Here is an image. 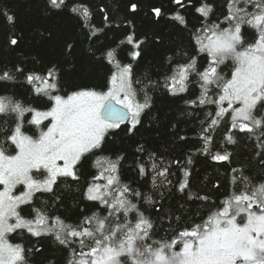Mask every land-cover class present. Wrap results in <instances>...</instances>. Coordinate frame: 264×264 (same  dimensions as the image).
Wrapping results in <instances>:
<instances>
[{"label":"snow or ice","instance_id":"snow-or-ice-1","mask_svg":"<svg viewBox=\"0 0 264 264\" xmlns=\"http://www.w3.org/2000/svg\"><path fill=\"white\" fill-rule=\"evenodd\" d=\"M171 3L176 6L172 18L187 28L181 10L189 6L191 0H171ZM46 6L55 15L67 7V2L46 0ZM136 8V4L131 5V11ZM212 8L207 0H202L195 11L206 20ZM68 11L79 20H89L88 24L81 25L88 29L86 37L100 39L103 29L91 24L92 12L86 5H73ZM162 12L160 7L152 9L157 19ZM0 14L14 27V15ZM109 19L105 14L104 21ZM221 24L227 26L221 27ZM245 26L254 30L252 42H246L242 35ZM163 39L157 34L152 39L153 46L162 44ZM8 42L18 46L20 39L13 33ZM144 43L130 32L116 47L104 45L97 49L101 56L95 62L104 64L106 61L112 65L108 83L101 86L106 90L78 88L66 95L59 94L64 77L69 74L65 65H70L73 73L86 71L72 64L75 48L70 43H66L61 52L62 63L49 61L39 70H25L17 65L0 68V83L23 77L27 85L32 86L30 91L35 96L47 97L51 102L48 110L41 112L24 107L6 90H0V115L14 124L8 130L10 134L4 133V141L0 143V264H29L25 247L13 244L7 238L17 230H26L34 237L53 235L60 245L71 248L72 259L68 264H237L238 260L243 264H264V183L250 186L243 171L233 168L232 172L236 174L232 177L233 183L239 181L243 185L239 194L234 192L226 197L207 220L179 232L178 238L171 242L154 241L151 240L154 226L138 207L142 193L121 182L120 169L125 156L116 154L113 159L103 155L109 131L118 129L127 118L130 120L128 131L132 133L140 124L141 113L151 107L147 92H143V102L137 97L132 64H122L118 59L119 46L125 44L132 46L129 53L132 60L142 59ZM188 45L195 54L189 56L182 52L183 63L170 59V75L165 77L162 85L157 82L154 86H162L175 96L187 92L192 78H197L200 95L186 103L216 106L214 113L207 114V126L202 123L199 137L202 147L199 150L205 155L212 151L211 131L224 121L225 143L237 144L234 132L254 139L255 155L264 165V0H227V14L222 21L192 29ZM200 54H205L206 64L198 66ZM229 59L234 69L230 79H225L219 69ZM148 83L153 82L149 80ZM213 88L216 89L215 99L209 95ZM237 104L239 107H235ZM30 111L35 113L31 123L36 125L51 118L50 126L35 139L22 132L24 114ZM8 142L17 149L14 155L7 154ZM216 147L219 151L212 154L211 159L230 161L233 154L222 145ZM137 153L147 156L146 161L135 162L139 177L150 176L153 185L158 178H164L162 183L171 184L167 179L169 168L163 165L160 156L147 152L143 146L137 148ZM91 156L96 157L92 166L98 171L91 175L83 196L103 205V216L82 214L72 225L66 224L59 215H49L47 208L42 211L32 207L36 193H53L58 178L70 177L79 181L78 169L82 161ZM173 163L179 167V161ZM34 171L43 179H34ZM184 175L190 173L184 171ZM18 185L24 186L25 190L14 194ZM178 185L180 192L188 188L187 182H178ZM54 199L59 201L60 197L54 196ZM147 199L151 202L150 196ZM23 205L31 207V218L21 215ZM237 218L241 222L238 223ZM178 243L182 247L174 251ZM73 245H78L79 251Z\"/></svg>","mask_w":264,"mask_h":264},{"label":"trees","instance_id":"trees-1","mask_svg":"<svg viewBox=\"0 0 264 264\" xmlns=\"http://www.w3.org/2000/svg\"><path fill=\"white\" fill-rule=\"evenodd\" d=\"M66 2L67 7L54 15L52 11L47 10L46 0H0V13L7 12L8 15L15 16L13 27L6 22L4 15L0 14V68L17 65L25 70H39L49 61L62 63L61 52L65 44L70 43L75 48L72 64L86 71L82 74L73 73L71 66L65 65V71L69 74L64 77L59 94L66 95L78 88L106 90L101 86L108 83L112 65L106 61L104 64L95 62L101 56L97 49L104 45L116 47L130 32L145 41L142 45L145 49L142 59L132 60L129 55L132 46L126 44L119 46L121 51L118 59L122 64H132L133 87L137 90V97L143 102V92H147L151 98V107L141 113L140 124L132 133L128 131L130 121L121 123L118 129L110 130L105 137L103 155L113 159L116 154L125 156L120 169V179L122 183L130 184L142 193L138 207L154 226L151 240L171 242L178 238L179 232L207 220L209 215L219 209L221 201L226 197L234 192L239 194L243 185L239 181L233 183L232 177L236 175L232 172L233 168L243 171L250 186L264 183V165L255 155L254 139L234 132L237 144H226L224 121L211 131L212 151L205 155L199 150L202 147L199 138L202 123L207 126V114L214 113L216 106H193L186 103L200 95L197 78H192L187 92L175 96L170 95L162 86H154L157 82L162 85L165 77L170 75V59L183 63L185 57L181 55L182 52H187L189 56L195 54L188 45L190 31L203 24L210 25L222 21L223 16L227 14V0H207L213 8L206 20L195 11L202 0H191V4L181 10L187 21V28L172 18L176 6L171 0ZM81 4L91 10V24L103 29L99 40L86 37L85 32L88 29L82 28L81 25L88 24V19L79 20L74 13L68 11L73 5L79 7ZM132 4L137 5L135 11H131ZM155 7L163 9L159 19L152 13ZM105 14L110 18L108 22L104 21ZM226 26L221 24V27ZM13 33L20 39L18 46L8 42ZM157 34L164 37L163 43L153 46L152 39ZM242 35L246 42H252L254 30L245 26ZM200 64H206L205 54L198 57V66ZM233 69V62L229 59L220 65L219 71L225 79H230ZM149 80L153 82L151 85ZM136 81L140 83L137 84ZM31 87L23 77H18L16 81L0 83V90H6L7 94L20 100L24 107L38 111L48 110L51 102L47 97L35 96L30 91ZM215 91L213 88L209 93L213 99ZM32 119V111L24 114L22 130L37 135L43 126L31 123ZM10 127H14L12 121L0 115V143L4 141V133L10 134ZM181 136L186 139L181 140ZM217 145H222L233 154L230 161L217 162L211 159V155L219 151ZM139 146L162 158L163 165L169 168L170 175L167 179L171 180V184L162 183L164 178H158L153 185L150 176L144 178L137 175L135 162L147 160L146 155L137 153ZM6 151L8 154L15 153V145L8 142ZM95 159V156H91L82 161V166L78 169L79 181L60 177L54 185L53 193H36L32 207L42 211L47 208L49 215H59L66 224L72 225L76 224L82 214L90 216L96 213L103 216L104 206L99 202L88 201L83 196L91 175L98 171L92 166ZM173 161H179V167ZM184 171L190 175H184ZM178 182H187L188 188L184 192L178 191ZM54 196H59L60 200L56 201ZM149 196L151 202L147 199ZM21 208V215L31 218V207L23 205ZM7 238L13 244L19 243L25 247L29 264H68L72 259L71 248L60 245L53 235L34 237L26 230H17L8 234ZM72 247L79 251L78 245ZM181 247L178 243L175 249L180 250Z\"/></svg>","mask_w":264,"mask_h":264},{"label":"rangeland","instance_id":"rangeland-1","mask_svg":"<svg viewBox=\"0 0 264 264\" xmlns=\"http://www.w3.org/2000/svg\"><path fill=\"white\" fill-rule=\"evenodd\" d=\"M225 106H227L226 104H225ZM235 107H239V104H237V105H235ZM43 111H47V110H43ZM43 111H41V112H43ZM34 118H35V113L33 112V119L31 120V121H33L34 120ZM50 121H51V118H48V119H46V120H42V122L39 124V125H42L43 127H42V129H41V131H46V126H50ZM40 131V132H41ZM22 132L25 134V135H28V136H31V137H33L34 139L35 138H38V136H39V134H40V132H38L37 133V135H32V134H30V133H27V132H24L23 130H22ZM16 151H17V149H16ZM8 154V153H7ZM15 153H11V154H9V155H14ZM33 176H34V179H43V177L42 176H39V175H36L35 174V171H34V173H33ZM0 188H2V186H0ZM23 190H25L24 189V186H22V185H18L17 186V189L16 190H14V194H19L20 192H22ZM12 222H14V221H12ZM237 222L239 223V222H241V219L240 218H237ZM12 243V242H11ZM174 251H179V250H177V249H173Z\"/></svg>","mask_w":264,"mask_h":264},{"label":"water","instance_id":"water-1","mask_svg":"<svg viewBox=\"0 0 264 264\" xmlns=\"http://www.w3.org/2000/svg\"><path fill=\"white\" fill-rule=\"evenodd\" d=\"M127 121H129V119H125L123 122H121V123H124V122H127ZM237 264H243V261L242 260H238L237 261Z\"/></svg>","mask_w":264,"mask_h":264}]
</instances>
